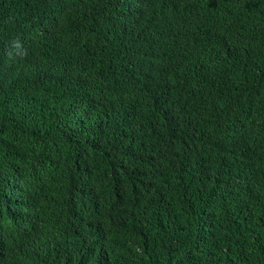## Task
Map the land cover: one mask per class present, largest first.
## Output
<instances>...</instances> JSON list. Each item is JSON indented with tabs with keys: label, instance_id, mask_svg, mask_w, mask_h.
Returning a JSON list of instances; mask_svg holds the SVG:
<instances>
[{
	"label": "trees",
	"instance_id": "16d2710c",
	"mask_svg": "<svg viewBox=\"0 0 264 264\" xmlns=\"http://www.w3.org/2000/svg\"><path fill=\"white\" fill-rule=\"evenodd\" d=\"M0 264H264V0H0Z\"/></svg>",
	"mask_w": 264,
	"mask_h": 264
}]
</instances>
